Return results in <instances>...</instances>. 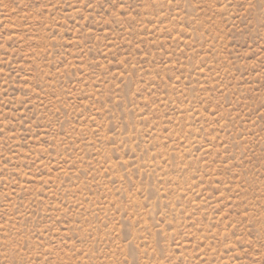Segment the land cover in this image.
Returning a JSON list of instances; mask_svg holds the SVG:
<instances>
[{
    "label": "rangeland",
    "instance_id": "1",
    "mask_svg": "<svg viewBox=\"0 0 264 264\" xmlns=\"http://www.w3.org/2000/svg\"><path fill=\"white\" fill-rule=\"evenodd\" d=\"M0 264H264V0H0Z\"/></svg>",
    "mask_w": 264,
    "mask_h": 264
}]
</instances>
